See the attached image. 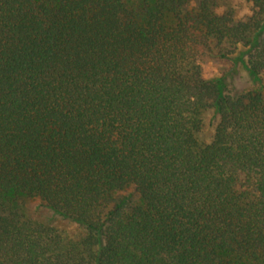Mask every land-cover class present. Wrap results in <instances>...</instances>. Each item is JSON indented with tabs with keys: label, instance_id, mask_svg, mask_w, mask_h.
Masks as SVG:
<instances>
[{
	"label": "trees",
	"instance_id": "obj_1",
	"mask_svg": "<svg viewBox=\"0 0 264 264\" xmlns=\"http://www.w3.org/2000/svg\"><path fill=\"white\" fill-rule=\"evenodd\" d=\"M245 1L0 0V264H264V0Z\"/></svg>",
	"mask_w": 264,
	"mask_h": 264
},
{
	"label": "rangeland",
	"instance_id": "obj_2",
	"mask_svg": "<svg viewBox=\"0 0 264 264\" xmlns=\"http://www.w3.org/2000/svg\"><path fill=\"white\" fill-rule=\"evenodd\" d=\"M214 2L218 10H233L239 17L246 16L250 13V4L245 0H214ZM193 6H196V1H190V7ZM237 69V73L227 81L229 89L233 92H242L251 89L254 82L253 77L249 74L247 69L246 59L239 62ZM205 73L207 77H211L214 70L213 68L206 67ZM23 208L27 214L40 215L42 219H48L51 215L49 211L41 207V203L38 199H26L23 202ZM70 230L72 229L70 228Z\"/></svg>",
	"mask_w": 264,
	"mask_h": 264
}]
</instances>
